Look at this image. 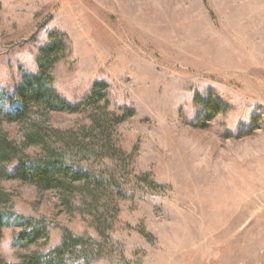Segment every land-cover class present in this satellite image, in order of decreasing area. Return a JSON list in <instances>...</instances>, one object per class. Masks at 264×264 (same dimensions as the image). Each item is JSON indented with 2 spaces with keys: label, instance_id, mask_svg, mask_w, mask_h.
Masks as SVG:
<instances>
[{
  "label": "rangeland",
  "instance_id": "rangeland-1",
  "mask_svg": "<svg viewBox=\"0 0 264 264\" xmlns=\"http://www.w3.org/2000/svg\"><path fill=\"white\" fill-rule=\"evenodd\" d=\"M0 102V264H264V0H0Z\"/></svg>",
  "mask_w": 264,
  "mask_h": 264
},
{
  "label": "trees",
  "instance_id": "trees-1",
  "mask_svg": "<svg viewBox=\"0 0 264 264\" xmlns=\"http://www.w3.org/2000/svg\"><path fill=\"white\" fill-rule=\"evenodd\" d=\"M43 82L39 78H33L32 81L28 82L27 91L24 88H21L19 91V95L22 102L34 101L40 107H47L49 105L56 104L60 102L59 97L56 92L47 89L42 84ZM33 84V85H32ZM98 88V84L93 88V94L91 97L93 98L96 95V89ZM1 103V102H0ZM23 104V103H22ZM70 107V105H68ZM15 152L9 148V146L4 143L3 140H0V166L8 162L7 159L15 156ZM52 169V170H51ZM14 176L22 177L34 183L39 187H54L58 186L59 188H66V176L67 173L64 170H56L53 167L48 165H31L27 167L22 161L16 165V167L12 170ZM36 234L33 232L32 235ZM24 264H55L53 261L43 260L40 261L36 257L29 258L25 261Z\"/></svg>",
  "mask_w": 264,
  "mask_h": 264
}]
</instances>
